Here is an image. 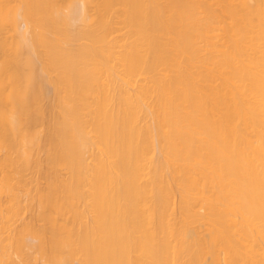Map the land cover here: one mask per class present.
Here are the masks:
<instances>
[{"label":"bare ground","instance_id":"bare-ground-1","mask_svg":"<svg viewBox=\"0 0 264 264\" xmlns=\"http://www.w3.org/2000/svg\"><path fill=\"white\" fill-rule=\"evenodd\" d=\"M0 264H264V0H0Z\"/></svg>","mask_w":264,"mask_h":264}]
</instances>
